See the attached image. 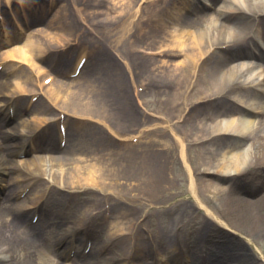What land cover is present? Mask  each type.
<instances>
[{
    "label": "bare ground",
    "instance_id": "obj_1",
    "mask_svg": "<svg viewBox=\"0 0 264 264\" xmlns=\"http://www.w3.org/2000/svg\"><path fill=\"white\" fill-rule=\"evenodd\" d=\"M118 1L112 0L120 9L118 15L132 6V0ZM186 1V12L176 14L170 8L167 12L165 6L166 14L156 13L145 23L152 27L147 55L135 53L128 26H141L148 18H138L135 12L123 22L120 53L127 73L121 74L105 60L101 64L114 77L109 81L87 68L80 72L84 86L77 80L43 79L41 87H48L46 92L41 88L42 95L48 101L39 97L31 109L34 113H27L23 97L33 93L34 81L24 85L9 76L15 64L57 51L59 32L71 27L63 22L65 12L58 5L57 21L40 18L22 36H5L0 45V67H4L0 71V264H22L32 253L40 255L39 264H65L52 258L65 261L71 254V264H100L99 260L108 264L109 259L98 253L78 260L79 242L71 240L75 223L81 227L95 223L102 230L100 238L116 233L129 261L154 255L169 257V264H179L181 256H190L186 264L213 260V264H249L245 251L237 253L242 243L234 239L212 241L209 261L203 263L197 253L184 249L179 231L196 223L197 213L207 225L264 226V176L251 173V168L264 170V0L178 3L183 6ZM1 5L0 0V10ZM129 76L136 84L135 93ZM53 107L60 116L100 119L116 130L114 137L97 129L70 145L67 142L60 157L11 160L9 156L22 153L32 140L55 150V139L68 138L71 130L64 135L62 128L54 129L52 121L57 118L49 121V128L35 131L30 126L28 120H35V114L52 112ZM11 118L14 123L3 130ZM136 124L139 130L146 125V131L138 130L135 138L127 136ZM245 174L250 175L238 183H254L261 189L253 200L232 194L231 186L222 183L226 177L232 181ZM87 188L97 191L80 200L76 214L67 213L66 197L55 194ZM177 190L185 197L179 206L171 204ZM100 196L112 199L106 215ZM148 207L155 210L148 224L161 227L158 240L142 234V211ZM113 218L121 222L107 232L105 220ZM44 235L49 236L45 241ZM196 255L198 260L193 258Z\"/></svg>",
    "mask_w": 264,
    "mask_h": 264
},
{
    "label": "rangeland",
    "instance_id": "obj_2",
    "mask_svg": "<svg viewBox=\"0 0 264 264\" xmlns=\"http://www.w3.org/2000/svg\"><path fill=\"white\" fill-rule=\"evenodd\" d=\"M178 1L179 0H132V6L130 9H128V6V8L126 7L123 12L118 15L117 12L120 11V9L118 6H113L114 3L112 0H1L2 8L0 10V16L2 17H0V45H4L6 42L5 36H8L10 33L9 37H14V35L16 37L22 36V32L27 30L29 27H33L34 24L32 23L37 22L40 18L41 21L44 20V18L46 21H54V19L57 21L58 16H55L57 15L55 10L58 8V5H62L65 12L62 18L63 22L66 24L69 23L71 27L70 30L68 28L63 32H59L61 35L58 36L59 40L56 42V47L58 48L57 51L48 52L40 58H34L33 60H30V63L28 64L14 65L11 75L9 76L11 80L17 77L13 80L14 82L19 81L25 85L27 80H31L34 81L35 84V87H30L33 93H28L27 96H23L25 97V103L28 105L29 111L27 113H34L31 112V109L37 102L40 101L39 97L45 98V95L44 93L42 95L43 91L41 90L43 87L40 85V82H43V79H47V81L50 80L51 82L77 80V84L84 86L86 85V80L85 78H82L80 72L87 68L88 71L91 69L96 70L97 74L100 76V80L109 81L114 77L108 72L105 66L101 64V61L105 60L114 65L115 69L121 74L124 75L125 72L127 73V69L123 63L120 53L121 44L125 39V35L123 38V34L125 32L123 31V22L127 19L129 20L135 12H137L136 15L138 18L141 17L143 20L144 18H148L145 22L141 23V26H138L137 23L133 25L129 24L128 26L130 30V44L134 45L135 53L142 51L145 52L144 55H147L146 52L149 51L148 47L151 49L149 33L152 27L145 23H148L151 16L156 13L166 14L164 11L165 6L168 10L167 12L170 11L169 8L176 14L186 12L188 8L186 10L184 9L186 5H189V1H186L185 5L183 3V6H180ZM201 1L207 3L206 0ZM115 3H118L119 5L121 1ZM36 6L37 9L32 11V9ZM176 14L170 16H174ZM41 21L39 22L41 23ZM78 21H82L85 25H81ZM40 25H43V23ZM171 26V24L168 25L169 30ZM42 30L44 31V29ZM138 30L141 32L139 35H137ZM3 69L4 67H0V71ZM128 73L131 75L129 69ZM129 85L130 90L133 89V93H135L136 84L131 83V76H129ZM47 87L43 88L45 92ZM14 97L17 98L18 96ZM45 100H47V97ZM52 110V112L46 111L40 114H35L37 115L35 120L33 118L28 120L30 121V126L33 130L37 131L39 128H49L53 123L55 127L54 129L56 131H60V128H62L63 131L60 132L64 133V135H67L68 131L71 130V134L69 133L68 138L55 139V150L47 149L41 141L38 143V141L32 140L28 145H26V148L22 151V153H16L13 154V156H9L11 160L25 161L30 160L32 157L57 158L60 157L64 146L67 145V142L68 145H70V143L74 140H78L82 136H86L84 135L86 132H93L97 129L103 128L105 133L107 130L111 134H109V136L112 138V133L116 131L114 129H109L105 122L100 119L75 117L73 115H66V113L63 114V116H60L58 109L53 107ZM44 114H49L51 116L47 115L44 117ZM47 117L49 118L47 119ZM53 118H57V120L53 122ZM10 121L11 122L6 124V126H3V130H8L9 126H12L11 123L13 122V119L11 118ZM49 121H52V123ZM148 124L149 123L146 125ZM144 126H142L139 130V128H136L138 127V124L134 125L130 130V134L127 136L135 138L138 130L146 131ZM135 128L137 131L134 130ZM90 134L91 133H89V135ZM92 136L94 135L92 134L91 137ZM34 137L36 136H33V138ZM87 137L90 138V136ZM83 142L86 141L83 139ZM86 164L88 163L86 162ZM251 169L253 176H258L262 179L264 176L263 168ZM248 175L250 174L238 177L236 176V178L232 181L226 177L222 183L223 185L231 186L232 194L238 197L253 200L258 196L261 189L258 190L254 183L250 185V183L245 182L246 186L238 183L239 180L246 179ZM257 190L258 192H256ZM95 191H97L95 188L80 190L62 189L57 190L55 194L61 197H66L67 202L63 205V207L67 213L70 211L71 214H76L75 210L77 208L75 207L80 203V200L84 199L86 196H89L90 198ZM178 193L179 190L174 192L175 195H173L171 201V204H174L175 206H179L185 198L181 197ZM100 198H102V196H100ZM44 201L45 199H43L42 202ZM102 201L101 212L106 215L107 212L111 211L110 205L112 203V199L102 198ZM156 206L159 207L160 205ZM154 213L155 210L150 209L149 207L143 209L142 211L143 216L141 219L144 223L142 234L148 240H158L161 236L160 225L155 227L153 224H148L154 218ZM110 221H112V219ZM195 221L196 223L191 224L188 228L181 229L179 233L181 239L185 242L184 249L188 250L190 253H197V255L203 260V263H207L209 255L208 251L211 247L210 243L212 241L218 240L223 242L234 239L242 243V247L237 253L245 251L248 255L246 259L249 264L252 262H254V264H264V226L258 228L254 226L240 227L238 230L235 227L227 228L223 226H215L211 223H209L210 225H207L206 222H203L204 218H201L198 213ZM109 222L105 220L107 232L108 227L110 229L111 225L115 226L117 225L116 222H121V220L113 218L111 224L108 225ZM74 227V230L77 231L73 233L71 240L79 242V245L77 246L80 247L77 249V255L79 256L78 260L82 257L88 258L89 256H92V253H98L101 257L109 259L108 264H169V257L167 258L166 256L165 258L160 259L154 255L148 256L144 258V260L130 259L131 261H129V255L126 256L123 252H121V241L119 240L120 236L117 237V235H115L116 233L110 237L107 235L105 237L101 236L100 238L102 230L100 231V228L97 227L95 223H88L82 227L79 223H75ZM166 230L168 233H172L171 228L166 227L165 231ZM48 238V235H44L43 237L44 241ZM238 246L240 247V245ZM197 255L193 257L195 260H198ZM72 257V254L67 256L65 261L64 258L55 256L52 259L60 263L71 264ZM182 257H184V259ZM40 258L39 254L32 253V255L26 259L27 261L22 264H39ZM189 258L190 256H181V258H178L177 261L179 264H186V260ZM201 259L199 258V260ZM202 260L200 263H202ZM14 261L16 262V260ZM104 262L106 261L99 260L100 264H104ZM213 262L210 263L213 264ZM235 263L240 264V262ZM17 264L21 263L18 262Z\"/></svg>",
    "mask_w": 264,
    "mask_h": 264
}]
</instances>
